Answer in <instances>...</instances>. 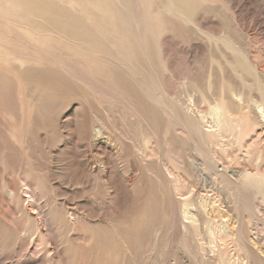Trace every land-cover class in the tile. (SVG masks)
Returning a JSON list of instances; mask_svg holds the SVG:
<instances>
[{"label": "rangeland", "instance_id": "1", "mask_svg": "<svg viewBox=\"0 0 264 264\" xmlns=\"http://www.w3.org/2000/svg\"><path fill=\"white\" fill-rule=\"evenodd\" d=\"M263 110L264 0H0V264H264Z\"/></svg>", "mask_w": 264, "mask_h": 264}, {"label": "bare ground", "instance_id": "2", "mask_svg": "<svg viewBox=\"0 0 264 264\" xmlns=\"http://www.w3.org/2000/svg\"><path fill=\"white\" fill-rule=\"evenodd\" d=\"M42 3V2H41ZM176 11V10H175ZM80 15V14H78ZM20 16V15H19ZM21 17V16H20ZM25 17V16H24ZM59 35V34H58ZM111 39V38H110ZM9 48L10 51H12L13 49L9 46H7V49ZM119 53L121 54V56H125L126 54V49L124 48H121L119 47ZM8 51V53H10ZM16 57V56H15ZM124 61V59H123ZM11 62V61H10ZM166 95V94H165ZM102 96V95H101ZM153 98V97H152ZM264 111V110H263ZM173 112V111H172ZM264 113V112H263ZM101 119V118H100ZM218 121V119H217ZM219 122V121H218ZM217 122V123H218ZM105 123V122H104ZM108 127V126H107ZM109 142V141H108ZM138 149V148H137ZM100 155V154H99ZM104 166V165H103ZM106 166V165H105ZM104 168V167H103ZM107 169V168H106ZM104 170V169H103ZM108 170V169H107ZM3 171V170H2ZM107 172V171H106ZM253 172V171H252ZM3 174V173H2ZM239 175V174H238ZM254 176V175H253ZM246 180V179H245ZM263 178L261 177H258V176H254L252 179L248 178L244 183H247V184H252V183H255V182H259L260 184H262V181ZM19 192V191H18ZM6 195L13 199L14 196H15V191L11 188H7L6 190ZM29 196V195H28ZM32 200V199H31ZM230 202V201H229ZM200 207L202 208V210L205 212H208L210 210H215L216 208L214 207L215 204H213L211 202V200H208L204 197H202L199 201H198ZM213 204V205H212ZM34 204L30 205V206H33ZM212 205V206H211ZM28 208V211L29 213L31 214H34V213H37L35 211L34 208ZM211 206V207H210ZM27 207V206H26ZM227 207V206H226ZM227 209V208H225ZM37 210V209H36ZM39 211V210H38ZM211 212V211H210ZM215 213V212H214ZM229 213V211H228ZM227 213V214H228ZM226 218V217H225ZM227 219V218H226ZM232 227V226H231ZM233 232V231H232ZM240 233V237L241 238H245V231H243L242 229L239 231ZM209 234L212 238V243H214V245L217 247V250H218V253H219V257H220V260L222 261L223 264H247V261L245 260V256L241 253H238L236 256L232 255L230 253L231 249V232L230 230L224 226V225H219V226H216L215 228H210L209 229ZM52 241V240H51ZM50 241V242H51ZM49 242V243H50ZM54 243V242H53ZM255 247V249L258 251V252H262L260 247L256 246V243L253 244ZM50 247V246H49ZM58 252V251H57ZM264 253V252H263ZM1 262V261H0ZM39 262V261H38Z\"/></svg>", "mask_w": 264, "mask_h": 264}]
</instances>
